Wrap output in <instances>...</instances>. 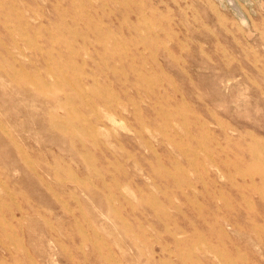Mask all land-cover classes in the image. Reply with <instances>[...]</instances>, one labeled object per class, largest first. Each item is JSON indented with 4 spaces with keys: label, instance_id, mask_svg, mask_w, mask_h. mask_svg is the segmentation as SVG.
I'll list each match as a JSON object with an SVG mask.
<instances>
[{
    "label": "rangeland",
    "instance_id": "374dc122",
    "mask_svg": "<svg viewBox=\"0 0 264 264\" xmlns=\"http://www.w3.org/2000/svg\"><path fill=\"white\" fill-rule=\"evenodd\" d=\"M258 217L264 0H0V264H264Z\"/></svg>",
    "mask_w": 264,
    "mask_h": 264
},
{
    "label": "bare ground",
    "instance_id": "6f19581e",
    "mask_svg": "<svg viewBox=\"0 0 264 264\" xmlns=\"http://www.w3.org/2000/svg\"><path fill=\"white\" fill-rule=\"evenodd\" d=\"M34 42V41H33ZM60 57V56H59ZM68 64H70L68 62ZM145 65V64H144ZM14 73V71H13ZM19 79L23 80V83H30V84H34V80L33 78L27 76L24 73H18ZM78 76V75H77ZM40 90V89H39ZM43 91V90H41ZM96 107V106H95ZM70 114V113H69ZM83 127V126H82ZM93 136H95V134H93ZM27 160V159H26ZM101 187L104 188L105 187V182L102 181L101 183ZM124 221V220H123ZM260 221V223L258 222ZM257 230H263L264 231V217H258L256 220H251L248 222H244L242 224V227L237 228L236 231L240 232V234H244V236L249 237L251 236L250 234L257 232ZM249 233V234H248ZM258 243L262 244V241L258 240ZM195 245V244H194ZM193 249V248H192ZM113 257V256H112ZM219 259V258H218ZM256 259L258 260V257H256ZM118 260V259H117ZM230 260V259H229ZM224 264H230V262L227 263L225 262Z\"/></svg>",
    "mask_w": 264,
    "mask_h": 264
}]
</instances>
